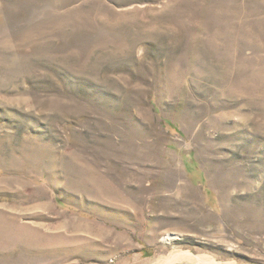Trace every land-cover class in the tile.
<instances>
[{
  "label": "rangeland",
  "instance_id": "obj_1",
  "mask_svg": "<svg viewBox=\"0 0 264 264\" xmlns=\"http://www.w3.org/2000/svg\"><path fill=\"white\" fill-rule=\"evenodd\" d=\"M0 264H264V0H0Z\"/></svg>",
  "mask_w": 264,
  "mask_h": 264
},
{
  "label": "trees",
  "instance_id": "obj_2",
  "mask_svg": "<svg viewBox=\"0 0 264 264\" xmlns=\"http://www.w3.org/2000/svg\"><path fill=\"white\" fill-rule=\"evenodd\" d=\"M169 123V122H168ZM170 124V123H169Z\"/></svg>",
  "mask_w": 264,
  "mask_h": 264
}]
</instances>
